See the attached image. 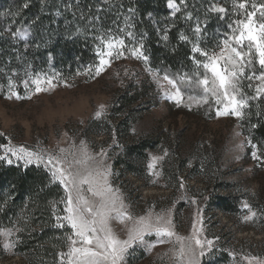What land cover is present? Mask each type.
Segmentation results:
<instances>
[{"label": "rangeland", "instance_id": "obj_1", "mask_svg": "<svg viewBox=\"0 0 264 264\" xmlns=\"http://www.w3.org/2000/svg\"><path fill=\"white\" fill-rule=\"evenodd\" d=\"M179 1L181 4L185 2ZM249 2L243 9L238 7L240 11L235 15L225 40L239 35L242 29L236 21L246 22L248 12H255L253 23L259 32L264 16L259 11L260 5L252 3V0ZM253 4L257 7L253 8ZM176 8L175 12L169 9L175 14L179 12L177 5ZM63 13L64 10H60L54 15L62 17ZM0 15L3 18L5 14L1 12ZM192 16L188 13L186 19L192 23L196 39L191 44L200 48V32L195 31L199 23L197 17ZM127 19L117 20L115 25H106L97 31V63L71 78L52 69L38 71L20 66L19 70L16 66L20 61L14 65L10 58L0 59V133L7 140L2 154L13 160L10 165L41 167L50 175V168L43 163L33 162L25 166V161L17 160L7 150L24 147L43 155L45 160L49 155L66 157L69 161L91 157L87 160L89 167L102 162V166L110 171L108 183L120 198L117 206L122 201L123 211L133 218L121 222L116 213L111 214L108 227L118 239H127L128 229L142 216L150 217L153 222L157 216L171 217V230L175 235L157 237L153 231L144 237L145 244H135L129 249L130 254L126 255L124 264H187V257L182 259L179 256L182 245L185 249L191 246L196 251L200 264H264V149L253 142L244 129L249 103L264 101V93L255 100L250 99L257 96L256 87L260 81L240 78L242 91L237 96L248 103L242 109L241 117L218 116L217 110L222 111L226 102L217 103L212 92L205 93L204 86L198 83L199 79L207 76L208 87L212 88L214 77L203 67L208 58L199 52L193 53L194 68L196 73L199 71L195 77L155 69L148 58L145 61L132 55V51L139 48L147 57L143 36ZM25 32L26 39L14 37V33ZM28 39L29 32L24 26L13 28L8 23L0 32V41L6 40V53L11 50L10 55L19 47L26 49ZM120 40L124 41L123 48L117 43V47L112 49L113 55L103 57L109 63L97 76L96 67L101 58L98 52L107 53L106 44ZM225 40L209 55H220ZM229 44L246 53L245 62L251 59L259 75L255 46L252 45L249 52L250 42L247 40L242 45L229 40ZM117 52L123 55L117 57ZM223 63L220 61L221 66ZM246 71L252 74L251 68ZM165 75L173 79L180 89L179 106L168 98L175 94L176 89L164 80ZM38 77L40 87L46 90L36 92L37 85L33 81ZM49 79L51 85L47 82ZM136 92L141 93L142 98L128 111L119 114V98L136 95ZM13 93L30 98L16 99ZM218 95L223 101L219 90ZM205 97L208 103L204 102ZM97 112L101 113L100 116L96 115ZM148 139L156 143L154 150L147 153L145 164L128 159L125 148ZM60 149H65V152L61 153ZM253 151L260 159L253 158ZM56 182L60 185L59 181ZM83 187L87 199L99 200L86 191L87 185ZM217 197L226 199L228 202L224 206L233 213L223 212ZM246 216H251V219H244ZM64 223L68 226L67 221ZM3 231L5 235H0V264H23L22 257L15 253L17 231H13L10 237L7 230ZM194 232L202 241H213L212 251L206 252L204 257L198 256ZM161 239L163 243L159 242ZM9 240L15 246L5 251L3 244ZM153 244L155 247H150ZM207 247L205 245V249ZM253 257L257 259H250Z\"/></svg>", "mask_w": 264, "mask_h": 264}, {"label": "trees", "instance_id": "obj_2", "mask_svg": "<svg viewBox=\"0 0 264 264\" xmlns=\"http://www.w3.org/2000/svg\"><path fill=\"white\" fill-rule=\"evenodd\" d=\"M249 1L185 0L181 4L174 0L179 7V12L174 14L168 0H0V13L5 14L3 18L0 15V32L8 23L13 28L24 26L29 32L27 48L19 47L13 55L11 50L6 53V40L0 41V59L10 58L14 65L20 61L16 66L19 70L20 66L38 71L52 69L71 78L97 63V31L129 18L134 30L144 38V51L153 68L195 77L199 71L196 73L194 68L191 42L196 39L192 23L186 20L188 13L198 19V46L211 53L227 39L233 19L240 11L238 4ZM253 2L264 4V0ZM214 8H224L225 12ZM60 10H64L62 17H55L54 13ZM182 35L187 39L181 40ZM135 94L119 98V114L142 98L141 93ZM244 129L264 149L263 99L249 103ZM155 143L148 139L127 146L128 159L145 164L147 153L154 150ZM6 144V138L0 133V155ZM62 197H65L64 189L45 169L10 165L0 160V230L20 229L15 253L22 257L23 264H60L59 253L67 250V237L72 233L64 221L63 228L55 226L56 216L65 214ZM217 201L223 212L233 213L224 206L226 199L217 197Z\"/></svg>", "mask_w": 264, "mask_h": 264}, {"label": "snow or ice", "instance_id": "obj_3", "mask_svg": "<svg viewBox=\"0 0 264 264\" xmlns=\"http://www.w3.org/2000/svg\"><path fill=\"white\" fill-rule=\"evenodd\" d=\"M24 7L26 8L28 5L25 4ZM168 7L172 8L174 12L178 10L174 0H168ZM238 7L243 9L246 7V4L241 2L238 4ZM252 7L256 8L257 6L253 4ZM213 10L220 13L225 12L224 8H214ZM259 11L264 16V4L259 6ZM254 16L255 12H248L246 22L242 20L236 21V24L242 30L238 36H230L228 40L223 42L224 48L221 49L220 55L215 53L209 55L208 52L198 47L194 46L192 48L193 53L199 52L201 56L208 58V62L203 63V67L210 71L214 77L211 89L208 87L209 80L207 76L198 80L199 85L204 86L205 93L211 91L212 95L216 97L217 103L226 102L222 111L217 110L218 116L234 115L241 117L243 115L242 109L247 107L248 103L246 99L238 98L237 96V93L242 91L239 85L240 78L243 77L249 81L253 79L260 81V85L256 87L257 96H252L250 99H256L259 94L264 93V23L259 25L258 32L253 23ZM195 31L199 33V27ZM233 31L235 32L236 30L234 29ZM14 37L26 39L27 33H14ZM180 39L186 40L187 38L182 35ZM229 40H235L238 45H242L244 40L249 41V52L251 51V46H255L260 65L259 75L255 72L253 61L248 59L245 62L246 53L237 50L236 47H232L229 44ZM117 43L123 48V40L118 42L109 41L106 44L109 51L107 53L98 52L101 58L99 65L96 67L97 76L104 70V66L109 63L103 57L105 55L111 57L113 55L112 49L117 47ZM116 55L119 57L123 53L117 52ZM132 55L137 58H143L145 61L147 60V57L142 55L139 48L134 49ZM220 61L224 62L222 66ZM249 68L252 69L251 75L246 71ZM164 80H167L168 84L176 89L175 94L168 98L175 100L179 106L181 103V92L176 82L167 75L164 76ZM47 82L49 85L52 84L50 79ZM33 83L37 85L36 92L46 90L40 87L41 81L39 77ZM25 86L27 87V82H25ZM249 87H251V84ZM218 90L223 94V101H221L218 95ZM13 95H15L16 99L30 98V96L21 97L15 93ZM8 98H11V96ZM204 102L208 103L206 97L204 98ZM100 114V112L96 113L97 116H100ZM252 127H255V125ZM252 147L255 149L256 145H252ZM7 151L11 152L12 156L17 160L25 161V166L33 162L37 164L43 163L46 168H50L52 180L59 181L64 189L66 195L62 197V202H65L64 212L66 215L62 217L57 215L56 220L58 223L55 226L63 228L64 224L62 221H67L68 226L72 229V233L67 237L69 241L68 251L59 253L60 264H124L126 255L130 254L129 249H132L135 244H145L144 237L150 235L153 231L157 237H172L175 235L171 230V217L165 218L163 216H157L154 222L150 217H140L135 221L133 227L128 229L127 239L121 240L113 235L112 230L108 227V220L112 218V213H116V218L121 219V222H123V219L132 220L133 218L123 211L124 205L122 201L117 206L120 198L115 195V191L108 183L110 171L108 168L102 166V162H97L95 167H89L87 160L92 159L91 157H86L83 160L74 159L69 161L66 157L61 158L49 155L47 160H45L43 155L30 152L24 147H20L19 149L9 148ZM60 152H65V149H60ZM252 156L254 159H260L256 151H253ZM0 160H7L8 164L13 163V160L8 158L7 155H0ZM74 165H82L83 167L76 168ZM151 167L152 165L150 164L149 168ZM84 185H87L86 191L91 196L99 198L98 201H90L85 197L83 194L85 191ZM181 187H183V184H181ZM245 207H248V205L245 204ZM252 215L254 216L255 213H252ZM244 219H251V216H246ZM13 231L18 232L20 229H8L6 234L10 237ZM0 235H5V232L0 230ZM177 239L183 240L182 237H177ZM193 239L195 240L196 248L199 249V257H204L206 252L212 251V240L202 241L196 236L195 232ZM159 242L163 243L164 241L161 239ZM205 245L208 246L207 249H205ZM14 246V242L11 240L3 244L5 251ZM150 247H155V245H150ZM179 256L182 259L186 256L187 264H200L197 253L191 246L185 249L182 245ZM250 259L257 258L253 257Z\"/></svg>", "mask_w": 264, "mask_h": 264}]
</instances>
